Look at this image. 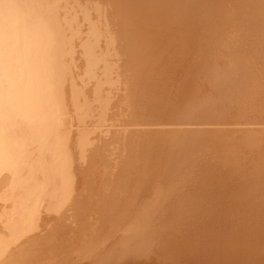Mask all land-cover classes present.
<instances>
[{
    "label": "bare ground",
    "instance_id": "6f19581e",
    "mask_svg": "<svg viewBox=\"0 0 264 264\" xmlns=\"http://www.w3.org/2000/svg\"><path fill=\"white\" fill-rule=\"evenodd\" d=\"M53 2L44 20L71 32L53 69L85 128L32 135L0 25V186L36 195L0 217V264H264V0Z\"/></svg>",
    "mask_w": 264,
    "mask_h": 264
},
{
    "label": "flooded vegetation",
    "instance_id": "af4514ba",
    "mask_svg": "<svg viewBox=\"0 0 264 264\" xmlns=\"http://www.w3.org/2000/svg\"><path fill=\"white\" fill-rule=\"evenodd\" d=\"M38 7H39V1H36V0H0V25L4 29H6V31L12 30L11 32H9L10 33L9 35L6 34L7 32H5V30H3V31L5 33L6 39L8 38V36H10L11 37V43H13L14 45L17 46V48L19 50V56L22 58V62H23L20 70L19 69L17 70L15 68L16 74L14 75L15 80L17 79V77H19V80H20V83L16 87V93H17L16 96H18V99H17L18 109H19L20 105L28 102L27 100L33 101L36 98V100L33 101L34 105L32 104V101L29 105H28L29 102L26 105L23 104L26 106V108H27L26 110H29L32 113V116L31 115L28 116V113L29 114H31V113L29 111L25 110L26 111L25 113H27V117H26L27 122L25 120H23V122L28 123L29 122L28 119L31 116L30 117L31 122H29L28 124H30V126L32 128L30 127L31 131L28 128L29 131L32 133L35 132V134L37 133V135H41V136L43 134H45V136H47V132H49L50 133V135L48 133L49 136L44 137V135H43L42 138H45L44 141H46L47 139L52 141V142L49 141L50 143L47 141L46 143L51 144L50 146L53 147L52 144H54L56 137L57 136L60 137L62 135V134L56 135V133H58L62 127H60V129H59V127H57L59 129L58 130L57 128H55L58 125H56L54 123H56V122L58 123L59 118L63 122L65 119L62 116L69 111V106H67L68 105V96L66 99L65 98L66 95H64L65 92L67 93L65 86L67 87L68 83L67 84L65 83V85H64V83L62 81V80H64V82H65V80H67V79H63L64 76L66 75L65 72L63 73V75L65 74L63 76V78H61L62 76H60L61 79L59 78V75L62 74V73L60 74V71H59V69H60L59 66L62 64L59 65V63H61L60 61H63V59L61 60V57H62L61 54H63L61 42H60V40L57 39V37L55 35L56 33L54 34L52 32L51 27H50V23H47L44 20V16L41 13V9ZM2 37H3V35H2ZM60 49H61V51H60ZM54 66H55V69L58 68L59 72L57 70L53 69ZM57 72L59 73L58 76H57ZM58 79H60V81H58ZM45 90H47V91H45ZM50 90H52V91L55 90L53 92L55 95L52 93V91H51V93H49ZM62 90H63L64 94L62 93ZM25 92H27L26 97H24ZM32 92H33V94H35L34 96H37V97L34 98V96H32V98H31L30 94L32 95ZM43 92H45V93H43ZM21 94H23V95L21 96ZM47 95L49 97H50V95H52V97L49 98V97H47ZM58 95H60V96H58ZM21 97H23V98L28 97V99L24 100L22 98L23 99L22 101H25V102H23V103L20 102L21 104L19 105V101H21V99H20ZM65 100L67 103L65 102ZM47 102H49V103H47ZM45 103H47L46 105H49V107L46 106ZM25 106H22V107L25 109ZM31 106H32V108H30ZM64 107L66 108L67 111L65 110ZM23 108H21L20 111L18 110V112H20L22 114L23 112H21V111L23 110ZM29 108L34 109V110L31 111ZM18 115H19V113H18ZM22 116H23V114H22ZM51 116H54L55 118L51 117ZM24 117H25V115H24ZM24 117H23V119H24ZM62 122L59 124L63 125ZM25 125H27V124H25ZM33 129H34V131H33ZM35 134L33 133L32 135H34V137H35ZM36 137H38V136H36ZM53 137H55V138H53ZM39 138H40V136H39ZM33 139H31V140H33ZM35 140H37V139H35ZM40 140L36 141V142L38 143V142H40ZM57 140H60V142H61L62 139L60 137V139L58 138ZM57 140H56V142H57ZM44 141L42 139V142H44ZM42 142H40L38 144H41ZM33 144H30V147ZM49 144H47L48 146L45 144L47 146V148H49ZM52 147H50V148H52ZM52 150L53 149H51V151H50L51 153H52ZM47 151L49 152V149ZM47 151H45V152L48 153ZM24 153H26V151H24ZM44 157H47V156H44ZM45 160H46V158L44 159L43 167L44 166L46 167V161ZM23 161L24 160H22V163H20V164H22L24 166L26 165V163H29L26 160H25L26 162L25 161L23 162ZM23 168L24 167H22V169ZM24 172L25 171H23V170L21 171L22 174H24ZM5 174H7V173H4V175ZM18 176L20 179L17 180V178H18L17 177L15 179V181L16 180H17V182L18 181L19 182L25 181V179L23 180L25 174H24V176H22L19 173ZM19 184H21V182ZM34 188H35V186H0V203H2V202L19 203V202H22L23 200L26 201V199L27 200H34L36 198V195L28 196L27 194H25L26 190H28V189L32 190ZM46 194H47V192H46ZM43 196H44L43 200H45L46 196L44 194H43ZM41 197L42 196H39V198H41ZM37 200H40V199H37ZM43 200L41 199V201H43Z\"/></svg>",
    "mask_w": 264,
    "mask_h": 264
},
{
    "label": "rangeland",
    "instance_id": "374dc122",
    "mask_svg": "<svg viewBox=\"0 0 264 264\" xmlns=\"http://www.w3.org/2000/svg\"><path fill=\"white\" fill-rule=\"evenodd\" d=\"M36 1H38V0H36ZM45 3H44V2ZM43 1H41L40 2V5H41V7H38V8H43V7H45L46 8V6H44V5H47V6H49V8H51V6H53L55 3L53 2L54 0H43ZM47 9V8H46ZM44 12H45V9H44ZM43 13V12H42ZM47 13V12H46ZM46 13H43V14H45V17H44V19L45 20H47V18L48 19H52L53 17H51V15H49V16H46ZM59 15V14H58ZM63 17H65L64 16V14L61 16V18H60V16L58 17V21H60ZM65 21H66V19H65ZM47 22H49V21H47ZM56 22H57V17H56ZM67 22V21H66ZM59 25H60V23H59ZM60 30H61V32L58 30V34H59V40H60V42H61V45H65L66 43H67V41H68V39L70 38V36L68 37V35L71 33V32H69V31H67V30H62V27L60 26ZM84 35H82L81 34V37H83ZM0 37H2V35L0 34ZM85 40H81V42H79V44H81L82 45V47H84L85 46V48H86V44H85ZM87 43V42H86ZM85 44V45H84ZM75 51H76V49H75ZM80 58L83 60V65H85L86 66V68H85V70L90 66V62H89V60H88V58L84 55V54H80ZM75 66V65H74ZM7 69H9L10 70V76H9V80H15V77H14V75L16 74V69H15V67H13V68H11V67H8V68H6V70ZM76 72H78L79 73V69L77 68L76 69ZM76 79V78H75ZM69 82H71V84L69 83V85H68V90H69V94H71V96H70V102H72V100L74 101V103H75V101L76 100H74V97L72 96L73 94H74V92H75V86L73 85L74 83H73V78L72 79H70V81ZM73 98V99H72ZM77 102V101H76ZM74 103H71V104H74ZM76 104L78 105V103H75L74 105L76 106ZM77 108H79V106H76ZM73 108H75V107H73V106H69V111L66 113V114H64L62 117L63 118H68V119H71L73 122L71 123L72 124V126H71V124H69V126L68 127H70L69 128V131L70 130H73L74 129V131H71V132H77V134H79L80 135V130H83L84 128H83V126H84V124H85V122L83 123V122H80V123H82L83 125H81L80 123V125H81V129L79 128L78 129V127H80V125L77 123V122H75L74 121V118H76V115H77V108H75L76 110H74L75 112L73 113ZM76 113V114H75ZM76 124V125H75ZM77 126V127H76ZM73 128V129H72ZM20 130L21 129H19V132H20ZM75 130H77V131H75ZM79 130V131H78ZM68 131V132H69ZM79 132V133H78ZM23 133V132H22ZM74 133V134H75ZM17 134H21V133H17ZM74 134H72L73 136H75ZM15 136H17V135H15ZM23 136V135H22ZM21 136V137H22ZM73 136H72V138H73ZM14 137V136H13ZM20 137V138H21ZM17 138V137H16ZM19 139V138H18ZM38 149V146H37V148H33L31 151H35V150H37ZM33 151V152H34ZM32 153V152H31ZM46 161H47V158H46ZM46 164H48V163H46ZM50 164V163H49ZM2 175V174H1ZM8 176H9V174H8ZM3 178H5V180H4V182H6V180H8L7 182H6V184H8V185H6L5 184V186H10V181L12 180L11 178L12 177H10V179L9 178H7V176H4ZM3 181V180H2ZM3 182V183H4ZM35 182H37V181H35ZM41 183V182H40ZM54 185V187L56 186L55 185V183L54 184H46V186H53ZM4 186V185H3ZM9 205L10 206H8V203H6L5 205H4V207H0V217H3L2 219H3V222H5V221H7V220H9V219H11V220H16V217L18 218L19 216H20V214L21 213H18V212H16L15 210H13L12 209V206H19L18 205V203H15V204H13V203H9ZM8 206V207H7ZM7 209H6V208ZM12 221H10V223H11ZM7 223V222H6ZM6 223H3V224H0V239H3V240H5V239H7V237H5V236H7L6 234H7V229H5L4 227L6 226L5 224ZM3 230V231H2Z\"/></svg>",
    "mask_w": 264,
    "mask_h": 264
}]
</instances>
